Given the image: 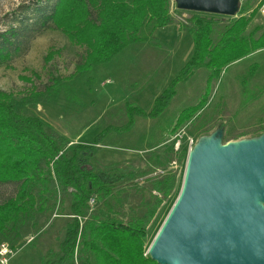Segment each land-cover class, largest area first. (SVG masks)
<instances>
[{
  "label": "rangeland",
  "instance_id": "374dc122",
  "mask_svg": "<svg viewBox=\"0 0 264 264\" xmlns=\"http://www.w3.org/2000/svg\"><path fill=\"white\" fill-rule=\"evenodd\" d=\"M54 1L0 0V44L9 53L7 59L0 60V91L9 94L17 113L36 116L47 131L65 137L70 152L77 143L90 142L103 127L124 125L125 105L150 108L154 97L191 54L188 29L193 11L176 9L169 0V24L153 31L141 29V41L126 45L108 62L69 78L82 60L85 46L70 41L43 18ZM242 5L246 8L244 15H251L246 32L257 26L259 33L264 29V13L260 12L264 0H238L239 9ZM90 17L95 18L91 8ZM206 17L213 21L214 43L232 17L212 13H206ZM47 54L50 58L45 61ZM251 65L256 67L253 73L249 72ZM207 76L206 68L194 69L188 78L176 83L174 95L158 116H133L128 130L109 132L103 138L97 152L88 156V167L125 176L116 182L112 197L90 201L89 209L79 219L80 227L100 211L123 222L140 217L153 207L156 197H162L153 188L154 182L166 173L175 174V188L162 199L146 226L149 245L178 195L187 139L194 144L202 135L221 128L227 141L238 140L264 126V49L228 64L209 84ZM202 98V107L174 129L179 111ZM170 145L172 150H168ZM181 149L186 153L178 160ZM82 154L78 152V156ZM39 170L44 181L33 184L34 205L0 235V241L15 249L9 264H40L47 252L57 257L64 226L72 218L68 209L70 189L56 185L44 161L39 163ZM17 189L16 182L0 183V203ZM75 257L82 264L86 256L77 252Z\"/></svg>",
  "mask_w": 264,
  "mask_h": 264
},
{
  "label": "trees",
  "instance_id": "16d2710c",
  "mask_svg": "<svg viewBox=\"0 0 264 264\" xmlns=\"http://www.w3.org/2000/svg\"><path fill=\"white\" fill-rule=\"evenodd\" d=\"M169 5V0H55L49 14L43 18L70 41L85 46V54L70 78L108 62L126 45L141 41L138 35L141 29L153 31L169 24ZM90 8L95 11L94 19L90 17ZM245 10L242 5L239 15L231 18L214 43L211 39L212 19L207 18L206 13L193 12L190 17L192 25L188 29L192 42L191 54L178 73L154 97L150 108L143 110L125 105L124 125H107L90 142L77 143L70 152H67L68 141L65 137L47 131L38 117L17 113L9 94L0 91V183H18L16 193L0 203V235L7 225L16 223L18 217L34 205L31 191L36 180L44 181L38 175L39 163L44 161L46 172L56 185L70 189L68 209L72 218L64 226L63 239L58 244L60 254L52 258L47 252L40 264H73L74 251L75 254H85L82 264H157L145 254L148 246L146 226L162 199L175 188V174L166 173L154 182L153 188L161 192L162 197H156L153 207L140 217L123 222L114 215L108 217L107 213L100 211L98 215L86 219L80 227L78 219L89 209L90 200L94 197H112L116 182L125 176L113 171L95 172L88 167L87 158L97 152L99 144L109 132L128 130L133 116H158L174 95L176 83L188 78L194 69L206 68V83L209 84L228 64L264 49V29L257 33L259 28L254 26L246 32L251 15H244ZM3 41L7 42V39ZM8 57L5 46L0 44V60ZM49 58L50 54H47L45 61ZM255 68V65H251L249 72L253 73ZM204 102L202 98L196 104L181 109L174 129L190 119ZM261 133H264V126L248 137ZM227 140L226 135H222V141ZM168 150H172V145ZM78 152L83 154L78 156ZM185 153V149H181L177 159L181 160ZM155 161L157 165L160 164L158 159Z\"/></svg>",
  "mask_w": 264,
  "mask_h": 264
},
{
  "label": "water",
  "instance_id": "95a60500",
  "mask_svg": "<svg viewBox=\"0 0 264 264\" xmlns=\"http://www.w3.org/2000/svg\"><path fill=\"white\" fill-rule=\"evenodd\" d=\"M176 9L235 17L238 0H172ZM188 150L176 199L146 249L157 264H264V133Z\"/></svg>",
  "mask_w": 264,
  "mask_h": 264
},
{
  "label": "built area",
  "instance_id": "2783aa9c",
  "mask_svg": "<svg viewBox=\"0 0 264 264\" xmlns=\"http://www.w3.org/2000/svg\"><path fill=\"white\" fill-rule=\"evenodd\" d=\"M260 12L264 13V7L261 8ZM187 142H188L187 148L189 150L191 148V145L193 144V140L191 138H188ZM177 146H178V143L175 144V149L177 148ZM14 255H15V249L11 247L8 243L1 241L0 242V264H9V261ZM73 264H78V262L76 261V257H75V251H74Z\"/></svg>",
  "mask_w": 264,
  "mask_h": 264
}]
</instances>
